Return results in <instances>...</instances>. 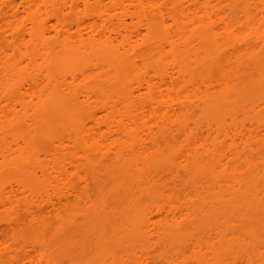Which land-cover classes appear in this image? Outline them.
Listing matches in <instances>:
<instances>
[{
    "label": "bare ground",
    "instance_id": "bare-ground-1",
    "mask_svg": "<svg viewBox=\"0 0 264 264\" xmlns=\"http://www.w3.org/2000/svg\"><path fill=\"white\" fill-rule=\"evenodd\" d=\"M246 63L264 79V0H0V264H57L44 242L14 243L47 226L49 215L62 222L82 206L104 211L89 197L92 184L124 162L139 173L137 186L158 198L135 205V216L125 218L141 242L122 241L124 254H114L111 264H151L143 254L152 241L162 244L189 212L172 201L170 183H160L164 174L146 176L168 145L158 133L177 126L172 149L180 138L186 146L172 164L186 173L194 159L215 163L211 189L232 173L228 154L264 146V118L231 102L233 77ZM215 65L217 77L199 79ZM218 100L230 105V124L216 115ZM194 109L206 123L192 122ZM54 115L71 124L51 132ZM39 140L47 145L38 147ZM257 159L264 165L263 154L247 164ZM201 189L194 185L187 202L199 199ZM106 235L97 237V249L112 240ZM195 238L189 245L198 249L197 264H226L211 236ZM189 245L174 259L162 255L161 263L189 264ZM245 263L253 264L248 253L233 264Z\"/></svg>",
    "mask_w": 264,
    "mask_h": 264
},
{
    "label": "rangeland",
    "instance_id": "rangeland-1",
    "mask_svg": "<svg viewBox=\"0 0 264 264\" xmlns=\"http://www.w3.org/2000/svg\"><path fill=\"white\" fill-rule=\"evenodd\" d=\"M259 67L253 63H246L240 73L233 77L232 87L234 95L231 102L238 106H250L255 108V117L264 118V79L258 80ZM218 76L217 66H211L199 73V79H209ZM218 94V87L215 86ZM219 110L216 115L227 124L231 118L225 112L230 108L227 102L218 100ZM193 123H206L201 109H194L191 113ZM241 124L248 127L249 121L242 113H237ZM54 124L51 132H56L61 123L71 124L70 119L62 115H54L51 118ZM23 129V126H21ZM177 126L171 130H161L158 138L163 143L168 140V145L157 160L149 163L145 169L146 176L162 178L160 183L167 181L169 195L177 207L185 211L189 207L188 216L180 218L174 228L166 231L168 236H162V244L155 238L148 253H142L149 257L151 264H162V255L168 254L173 259L175 254L197 239H207L211 236V244L216 248L217 258L222 262L233 264L234 259L247 253L252 257L253 264H264V165L260 159L253 164H247L251 155H264V146H254L253 151L240 147L238 156H229V170L232 173L223 174L217 180H225L224 185L209 187L213 178L209 171L214 167L211 160L194 159L189 165V172L173 165L172 162L182 147L186 146L183 138L177 140L175 145L172 135L176 133ZM164 144V143H163ZM47 145L45 140L37 142L38 147ZM260 156V155H259ZM111 174L103 173L101 178L94 182L89 193L92 200L101 201L106 205L104 211H94L90 208L80 207L83 212L75 209L66 219L59 222L54 215L46 218L47 226L43 229L25 232L23 237L14 244L19 247L30 248L36 241L44 242L48 247V260L57 264H100L99 258H108V264L113 261V255H123L122 241L129 246L141 242L137 235L131 234L125 218H132L136 214L133 207L140 202L151 203L158 196L149 189L137 186L140 180L139 173L131 168L127 162L114 166ZM89 170V169H86ZM162 172V173H161ZM194 185L197 189L202 187L199 199L188 203L186 195L193 193ZM159 188L157 187V190ZM194 204V206H192ZM2 218V216H0ZM124 226V227H123ZM117 232V236L115 235ZM42 233L45 234L44 239ZM107 233V238L112 239L100 249L96 248L97 237ZM11 236V234L9 235ZM195 238V239H196ZM11 242V241H10ZM9 242V243H10ZM186 256L189 264H197L198 249L195 245H189ZM15 247V246H14ZM204 251H207L205 248ZM256 254V255H254ZM209 259L214 261L211 254ZM143 259V258H142ZM246 262V261H245ZM246 264V263H245Z\"/></svg>",
    "mask_w": 264,
    "mask_h": 264
}]
</instances>
